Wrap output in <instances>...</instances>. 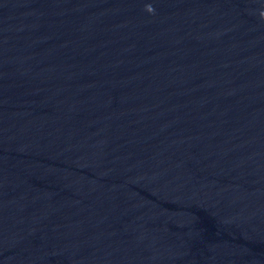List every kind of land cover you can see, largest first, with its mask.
<instances>
[{"label": "water", "instance_id": "1", "mask_svg": "<svg viewBox=\"0 0 264 264\" xmlns=\"http://www.w3.org/2000/svg\"><path fill=\"white\" fill-rule=\"evenodd\" d=\"M0 264H264V0H0Z\"/></svg>", "mask_w": 264, "mask_h": 264}, {"label": "clouds", "instance_id": "2", "mask_svg": "<svg viewBox=\"0 0 264 264\" xmlns=\"http://www.w3.org/2000/svg\"><path fill=\"white\" fill-rule=\"evenodd\" d=\"M148 10H149V11H152V9H151V8H149Z\"/></svg>", "mask_w": 264, "mask_h": 264}]
</instances>
